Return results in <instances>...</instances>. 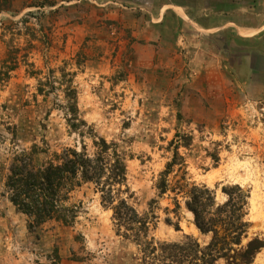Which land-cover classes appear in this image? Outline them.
I'll list each match as a JSON object with an SVG mask.
<instances>
[{
	"label": "rangeland",
	"instance_id": "rangeland-1",
	"mask_svg": "<svg viewBox=\"0 0 264 264\" xmlns=\"http://www.w3.org/2000/svg\"><path fill=\"white\" fill-rule=\"evenodd\" d=\"M164 1L188 10L229 2L250 24L264 21V0H0V264H141L138 246L116 233L91 183L69 194L71 224L51 220L35 232L7 198L14 155L34 149L41 164L66 147L91 152L94 136L115 142L125 158L121 196L140 215L153 207L156 259L167 258L163 244L185 235L201 246L211 238L185 205L190 185L173 189L176 167L158 196L159 173L177 144L188 183L213 192L211 212L227 200L225 188L246 195V228L233 247L259 240L247 264H264V29L241 30L239 41L233 31L160 28ZM69 88L77 129L67 121Z\"/></svg>",
	"mask_w": 264,
	"mask_h": 264
},
{
	"label": "trees",
	"instance_id": "trees-1",
	"mask_svg": "<svg viewBox=\"0 0 264 264\" xmlns=\"http://www.w3.org/2000/svg\"><path fill=\"white\" fill-rule=\"evenodd\" d=\"M65 95L69 101L66 106L69 115L67 121L70 128L77 129L76 122L80 120L77 119L74 103L75 90L69 88ZM92 147L91 152L86 150L84 144H81L80 149L66 147L53 159L41 164L34 162V149L13 156L8 166L5 189L10 203L26 216L29 232H35L51 220L64 225L71 224L76 216V208L66 205L69 194L82 183H91L99 193L102 205L112 211L111 220L116 233L138 246L141 264H216L220 258L224 264H247L262 246L259 240L251 239L245 247H233V244L239 246L246 228V222L242 220L246 195L238 186L225 188L227 200L215 206L211 212L214 206L213 192L204 185L188 183L184 161L175 144L172 158L165 164L156 182L158 196L168 190L167 177L176 167L180 179L173 189L179 191L190 185L186 190L188 198L185 205L193 214L196 228L202 234L211 232V238L206 245L201 246L192 236L185 235L182 242L163 244L168 252L167 258L156 259V245L150 236L155 219L153 207L149 204L148 212L140 215L121 196L128 191L123 154L115 142H108L99 136L92 138ZM233 189L237 194L229 192ZM150 203H154V200ZM174 203L179 207L176 199ZM216 225L221 226L225 232L223 235H218ZM175 228L178 229V225Z\"/></svg>",
	"mask_w": 264,
	"mask_h": 264
},
{
	"label": "crops",
	"instance_id": "crops-1",
	"mask_svg": "<svg viewBox=\"0 0 264 264\" xmlns=\"http://www.w3.org/2000/svg\"><path fill=\"white\" fill-rule=\"evenodd\" d=\"M160 6H162L163 12L162 16H160L161 22L155 24V26L158 25L160 28L167 23H171L175 24L176 27L181 26V29L185 26V28L189 30L233 31L239 41H245L246 39V37L240 36L239 31L241 30L252 27H259V30L264 29V21L258 25L250 24L246 14L244 12V14L241 13V8L238 9V12L232 13L229 2L226 4L223 2L217 7H197L190 10H188V6L184 4L170 5L165 1L162 2ZM188 29H186L185 32H187ZM248 68L254 71L250 65ZM262 90L264 91V87Z\"/></svg>",
	"mask_w": 264,
	"mask_h": 264
}]
</instances>
